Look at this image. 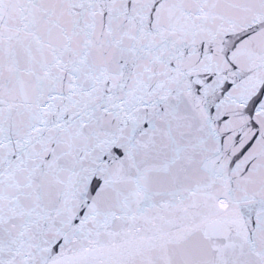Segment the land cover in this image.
I'll return each mask as SVG.
<instances>
[{
    "label": "snow or ice",
    "instance_id": "snow-or-ice-1",
    "mask_svg": "<svg viewBox=\"0 0 264 264\" xmlns=\"http://www.w3.org/2000/svg\"><path fill=\"white\" fill-rule=\"evenodd\" d=\"M0 264H264V0H0Z\"/></svg>",
    "mask_w": 264,
    "mask_h": 264
}]
</instances>
